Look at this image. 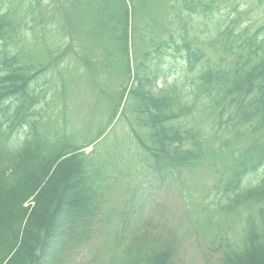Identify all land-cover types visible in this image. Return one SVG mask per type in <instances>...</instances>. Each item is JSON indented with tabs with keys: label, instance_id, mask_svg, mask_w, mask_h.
<instances>
[{
	"label": "trees",
	"instance_id": "1",
	"mask_svg": "<svg viewBox=\"0 0 264 264\" xmlns=\"http://www.w3.org/2000/svg\"><path fill=\"white\" fill-rule=\"evenodd\" d=\"M44 1L0 4V264H66L70 245L103 233L113 245L108 264H183L175 228L169 235L141 230L145 205L138 198L150 181L181 189L192 202L188 218L196 234L212 235L222 264H264V22L239 21L236 0H229L230 10L217 0H159L164 23L151 15V0ZM206 25V38L192 33ZM207 48L223 57L216 62ZM170 55L184 77L166 83ZM84 76L110 106L94 136L80 143L65 123L49 127L55 116L48 109L55 102L68 110ZM119 114L128 122L129 149L136 143L143 153L129 155V172L137 173L142 161L147 172L131 198L104 213V163L85 148ZM196 170L213 183L193 197L187 175ZM67 179L68 189L79 185L85 194L71 210L83 228L54 247L51 238L66 233L56 227ZM56 181L59 193L49 191ZM242 213L235 243L228 231ZM114 218L117 226L96 227Z\"/></svg>",
	"mask_w": 264,
	"mask_h": 264
},
{
	"label": "rangeland",
	"instance_id": "2",
	"mask_svg": "<svg viewBox=\"0 0 264 264\" xmlns=\"http://www.w3.org/2000/svg\"><path fill=\"white\" fill-rule=\"evenodd\" d=\"M151 1L150 7L154 10L151 15L155 16L157 21L160 20V23H164L165 10L163 5L159 0ZM217 1L219 4L221 3L222 8H226L224 10H230L233 7V5H231L232 2H229V0ZM237 1L241 3L239 10L242 15H240L239 21L243 20L248 22L251 20L255 25L264 22V0H236V2ZM8 2L9 0H0L2 6L7 5ZM45 4L47 5L46 0L44 1V5ZM148 14L150 15V11H147L146 15L141 13L138 23L142 25L143 20L146 19ZM194 22L196 23L197 19H195ZM195 28L192 30V33H197L202 38H206L209 35L207 30L209 27L207 25L203 28L202 26ZM28 33H30V30H28ZM136 44L138 46L137 41ZM100 52L101 50L94 52V56H98ZM207 52L210 53V56L216 62L223 57L222 54H215L210 48H207ZM179 61L180 60L174 58L172 55L166 59V63L168 64L165 72L168 75L166 83L171 82L173 79L176 80V78L183 80L184 70L182 68V63ZM49 78L52 79L50 75ZM54 78L55 76H53V79ZM164 83V80L160 78L159 84L161 85ZM49 85L50 84L46 85V87ZM59 100V98L56 99L57 103H59ZM54 104L55 102H50V108L48 109V113H52L51 115L55 116V119L50 121L49 127L54 126L56 123L61 125L65 123L67 130L73 132V139L80 143L85 141V138L88 139L94 136L93 134L97 131L99 121L101 120L102 122L104 119L103 117L108 115L107 107L110 106V102L104 101L88 76L80 78L77 87L73 89V92H70V98L67 101L69 106L68 110H62L60 108L61 106L54 107ZM111 126L112 127L108 128L106 134L100 138L101 140L85 148L87 153L95 150L92 158H100V162L104 163L99 172V176L101 174V176L105 177L104 180L108 189L104 213L116 211L117 208L123 205L126 198H131L135 191L134 189L140 186L142 179L144 181L147 172L144 170L143 161L141 162V169L137 172L138 174L129 172V163L127 164L130 159L129 155L141 152V156H143V153L139 150L136 143L131 144L132 147L129 149V127L124 116L119 114L117 118L114 119ZM21 137L22 134L12 138V145H15ZM141 163H139V166ZM187 177L191 185L193 197H197L204 189L209 188L213 183V180L211 181L209 179L206 171L202 172L196 170L194 174L191 173L187 175ZM70 182L71 180L67 179L63 187L68 189L69 184H71ZM58 184V181L54 182L51 188H49V191L55 189V191L59 193L60 188H58ZM143 189V196L138 198L140 207L145 205V208H141L140 210L141 216L143 218L145 217L143 220H140V225L142 224L141 230H150L157 234L169 235L171 229L175 228L180 240L179 259L183 264H222L220 261L222 253L220 248H218V242H214L213 245L211 244L212 235L198 236L196 234V225L191 223L194 217L192 219L188 218V212L192 208V202L189 199H184L181 189L176 185H161L159 182L155 181H150L145 184ZM84 196L85 194L82 192L79 185H74L72 188L68 189V191L62 193L64 199L60 201L61 203H58L60 212L57 218L60 223L56 227V230L65 231L66 233L64 236L60 235V237L54 236L51 238L50 242L54 247L61 245L60 238L68 240L70 237H74L77 232L83 228L81 223L75 224L73 222L75 216L71 215V210L73 207L80 204V200L84 198ZM29 204V202H25V205ZM245 214L246 213L236 215L235 218L237 219V223L232 225L233 229L228 231L230 239L235 243H240V237L244 230L243 216ZM200 216L205 217L206 212L202 211ZM148 219L152 222L150 223ZM145 220H147V222ZM199 223H202V220H200ZM118 224V219L114 218L108 219L107 223L99 222L96 227L104 229L106 225H108V227H114ZM74 226L76 228V233L69 234L68 229H72ZM105 235H107V233H103L102 235L96 234L92 240L90 239L91 242L84 246L80 245L81 247L79 245L76 247L74 244L70 245L71 249H69L66 254V264H108L112 257L111 248L113 245H111L112 243H109V241L103 242ZM114 253H117L115 248ZM54 256V251L52 253L49 252L45 257V261H52Z\"/></svg>",
	"mask_w": 264,
	"mask_h": 264
}]
</instances>
